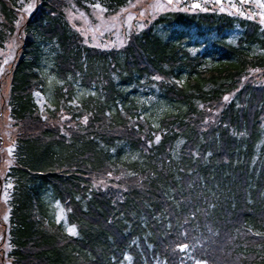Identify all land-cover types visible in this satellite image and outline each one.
Wrapping results in <instances>:
<instances>
[{
    "label": "trees",
    "instance_id": "16d2710c",
    "mask_svg": "<svg viewBox=\"0 0 264 264\" xmlns=\"http://www.w3.org/2000/svg\"><path fill=\"white\" fill-rule=\"evenodd\" d=\"M68 1L0 0L19 132L0 177L7 263L264 264V17L169 12L98 50ZM72 1L115 15L131 0Z\"/></svg>",
    "mask_w": 264,
    "mask_h": 264
},
{
    "label": "rangeland",
    "instance_id": "374dc122",
    "mask_svg": "<svg viewBox=\"0 0 264 264\" xmlns=\"http://www.w3.org/2000/svg\"><path fill=\"white\" fill-rule=\"evenodd\" d=\"M18 1L19 4H22L21 0ZM194 1L200 3L199 0H131L123 8L118 9L119 11L115 15H110L107 9L102 8L100 5L92 6L89 11H85L76 6L74 1L70 0L68 1L69 10L67 15L73 29L83 38L86 45L98 50H116L126 46L133 36L151 28L159 18L169 12L191 14L198 10V12L202 11L208 14L217 12L220 15L223 13L240 15L243 18L246 17L252 20H260V18L263 19L264 17V0H251V2H247L249 3L248 6H246L247 3L239 4L237 0H221L222 4L216 0H205V2L202 1L203 4L198 8L194 7ZM33 6L35 7V4L32 5L31 3L24 6L23 22H26L28 17L35 12L33 11ZM262 23L264 24V22ZM20 39L21 36L18 38V42ZM229 42H234V39L231 37ZM17 54L18 52L8 51L6 55L8 58L5 63L8 65L10 62L12 64L13 61H17L19 56ZM11 64L7 68H12ZM6 82L7 80L3 79L0 83V177L3 176L10 166L12 142L19 133L16 132L17 128L13 125V122L9 120L7 104L10 88H8V85L6 86ZM257 82L264 83V79L259 77ZM37 104L40 110L43 111L45 109L46 104L43 98L38 97ZM7 186L10 191L12 187L10 185ZM5 192L4 189L2 190L0 183V222L2 225L5 224L4 218L7 216V210L9 209L3 198V193ZM55 217L57 222L66 221V211L63 207L57 206ZM6 223L8 222L6 221ZM68 231L72 234L75 229L70 227ZM4 244L5 240L0 245V252L2 251L0 264H8Z\"/></svg>",
    "mask_w": 264,
    "mask_h": 264
},
{
    "label": "water",
    "instance_id": "95a60500",
    "mask_svg": "<svg viewBox=\"0 0 264 264\" xmlns=\"http://www.w3.org/2000/svg\"><path fill=\"white\" fill-rule=\"evenodd\" d=\"M195 7H196V5H194ZM197 7H199V6H197Z\"/></svg>",
    "mask_w": 264,
    "mask_h": 264
},
{
    "label": "snow or ice",
    "instance_id": "6c2138e0",
    "mask_svg": "<svg viewBox=\"0 0 264 264\" xmlns=\"http://www.w3.org/2000/svg\"><path fill=\"white\" fill-rule=\"evenodd\" d=\"M74 231V230H73Z\"/></svg>",
    "mask_w": 264,
    "mask_h": 264
}]
</instances>
